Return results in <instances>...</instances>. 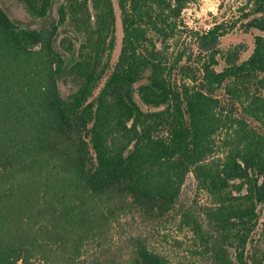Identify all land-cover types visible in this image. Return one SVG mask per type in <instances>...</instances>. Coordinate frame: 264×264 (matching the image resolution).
Listing matches in <instances>:
<instances>
[{
    "label": "trees",
    "instance_id": "16d2710c",
    "mask_svg": "<svg viewBox=\"0 0 264 264\" xmlns=\"http://www.w3.org/2000/svg\"><path fill=\"white\" fill-rule=\"evenodd\" d=\"M21 1L25 25L0 6V264H121L89 244L124 208L173 206L189 173L208 194L209 229L188 211L182 223L207 258L172 261L134 238L127 264H264L247 249L257 225L264 241V35L246 59L241 46L222 54L217 70L236 22L191 30L194 66L170 49L192 0H117L110 62L112 0ZM240 9L245 30L264 31V0ZM67 79L75 88L63 96Z\"/></svg>",
    "mask_w": 264,
    "mask_h": 264
},
{
    "label": "rangeland",
    "instance_id": "374dc122",
    "mask_svg": "<svg viewBox=\"0 0 264 264\" xmlns=\"http://www.w3.org/2000/svg\"><path fill=\"white\" fill-rule=\"evenodd\" d=\"M115 9V46L111 54V61L115 62L121 46L122 28L120 19V10L117 0H112ZM244 0H192L184 7L181 12L180 20L183 32L173 39L171 50L185 49V58L191 57L189 62L197 66L198 50L196 42L191 35V30L206 29L216 22H226L235 25L227 34L220 38L218 48L221 53L217 54V70H221L225 65L222 54L229 52L236 46L239 48V60L246 59L254 47L255 35H264V31L255 28L245 30L242 19L241 5ZM0 6L7 15L16 20L20 25L29 23L32 19L27 13L21 0H0ZM198 70L195 71L196 78ZM103 83V80H102ZM61 94L66 96L74 88L72 80H61L59 82ZM97 92V91H96ZM224 89L218 88L215 93L221 99V103L226 109H231V104L227 102L224 95ZM264 94V90H261ZM234 112L238 114L239 109ZM264 133V122L256 123ZM217 154H221L220 150ZM236 180L235 183H238ZM209 203V197L205 190L199 187L192 173H189L181 186L179 196L170 208L149 211H138L137 209L124 208V210L112 220L105 229L102 237L91 242L88 246V252L92 253L101 246L105 250L106 258L114 257L121 264H127L128 258L132 253V240L139 239L149 249L156 251L172 261L190 259H205L207 256L192 253L191 232L189 227L182 223V215L187 211L192 214L202 227L209 229L207 220L204 216V206ZM258 214L261 218L264 216V204H257ZM261 226L257 225L251 235V241L247 245L248 251L256 248L264 251V241L260 237ZM251 248V249H250ZM197 250V249H194ZM231 257L234 259V250L229 247ZM261 254V253H260ZM259 254V256H260ZM37 263V262H36ZM35 263V264H36ZM264 263V257L262 258Z\"/></svg>",
    "mask_w": 264,
    "mask_h": 264
}]
</instances>
